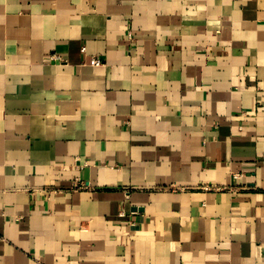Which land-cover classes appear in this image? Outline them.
Instances as JSON below:
<instances>
[{"label":"crops","instance_id":"obj_1","mask_svg":"<svg viewBox=\"0 0 264 264\" xmlns=\"http://www.w3.org/2000/svg\"><path fill=\"white\" fill-rule=\"evenodd\" d=\"M0 264H264V0H0Z\"/></svg>","mask_w":264,"mask_h":264},{"label":"built area","instance_id":"obj_2","mask_svg":"<svg viewBox=\"0 0 264 264\" xmlns=\"http://www.w3.org/2000/svg\"><path fill=\"white\" fill-rule=\"evenodd\" d=\"M51 58L54 59V60H63V59L61 58V56L56 55V54L52 55ZM90 63L93 64V65H99V64L101 63V60L98 59V58H92V59L90 60ZM240 176H241L240 173H233V177H234L235 179H238ZM76 182H79V181H76ZM75 186H77L78 188H84V187H85V184H84L83 182H80V183H75ZM204 188H205V189H208V188H210V187L205 186ZM232 189H234V190H236V191L238 190V188H235V187H232Z\"/></svg>","mask_w":264,"mask_h":264}]
</instances>
